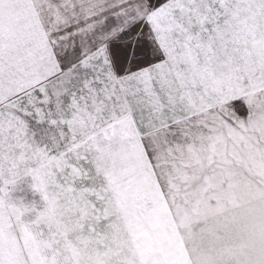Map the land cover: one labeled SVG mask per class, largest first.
Returning a JSON list of instances; mask_svg holds the SVG:
<instances>
[{
  "label": "snow or ice",
  "instance_id": "obj_1",
  "mask_svg": "<svg viewBox=\"0 0 264 264\" xmlns=\"http://www.w3.org/2000/svg\"><path fill=\"white\" fill-rule=\"evenodd\" d=\"M0 264H264V0H0Z\"/></svg>",
  "mask_w": 264,
  "mask_h": 264
},
{
  "label": "rangeland",
  "instance_id": "obj_2",
  "mask_svg": "<svg viewBox=\"0 0 264 264\" xmlns=\"http://www.w3.org/2000/svg\"><path fill=\"white\" fill-rule=\"evenodd\" d=\"M28 180H29V182H30V178H28ZM33 199H35L37 202L40 201V197H39L38 194H36L35 196H33V195L29 192V194H28V200L31 201V200H33Z\"/></svg>",
  "mask_w": 264,
  "mask_h": 264
}]
</instances>
